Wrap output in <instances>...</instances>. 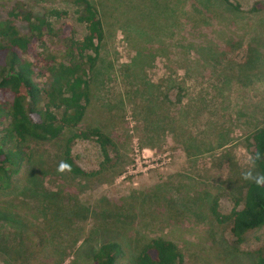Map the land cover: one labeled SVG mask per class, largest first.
Segmentation results:
<instances>
[{
  "label": "rangeland",
  "instance_id": "rangeland-1",
  "mask_svg": "<svg viewBox=\"0 0 264 264\" xmlns=\"http://www.w3.org/2000/svg\"><path fill=\"white\" fill-rule=\"evenodd\" d=\"M89 1L104 32L89 107L78 129L27 141L0 192V264H92L106 241L122 245L118 264H135L158 237L183 264H253L264 226L237 243L224 217L243 204L250 134L264 127V9L252 10L264 0ZM15 6L45 16L58 38L85 33L71 0H0V21ZM56 38L47 46L63 59ZM91 127L114 142L105 166L94 141L69 142ZM67 147L100 174L58 171Z\"/></svg>",
  "mask_w": 264,
  "mask_h": 264
},
{
  "label": "trees",
  "instance_id": "trees-1",
  "mask_svg": "<svg viewBox=\"0 0 264 264\" xmlns=\"http://www.w3.org/2000/svg\"><path fill=\"white\" fill-rule=\"evenodd\" d=\"M81 6L79 21L85 26L84 35L74 33L58 38L45 16H36L15 6L0 21V192L13 185V178L21 164L28 160V140L50 141L62 137L66 131L78 129L90 104L91 72L99 55L103 28L98 10L89 0H71ZM229 3L230 0H222ZM264 9L256 2L252 10ZM54 15H62L53 11ZM19 18L24 30L14 24ZM66 42V55L59 58L47 46V38ZM41 80V81H37ZM75 138L98 144L103 162L109 163L108 148L112 138L98 127L77 130ZM250 154L264 153V127L250 134ZM63 155L68 171L76 176L99 175L102 171L85 172L74 163L69 147ZM264 172V160L257 164ZM213 212L217 215V213ZM231 220L230 233L237 243L247 233L264 226V187L247 183L240 209L224 217ZM117 241L103 242L92 255V264H118L123 255ZM135 264H183L181 250L173 242L158 237L150 239L136 257ZM253 264H264V254L258 251Z\"/></svg>",
  "mask_w": 264,
  "mask_h": 264
},
{
  "label": "clouds",
  "instance_id": "clouds-1",
  "mask_svg": "<svg viewBox=\"0 0 264 264\" xmlns=\"http://www.w3.org/2000/svg\"><path fill=\"white\" fill-rule=\"evenodd\" d=\"M264 160V153L259 150L255 151L247 160V166L242 169L240 178L243 181L254 183L257 187H264V172L257 171V164ZM69 166L61 162L58 171H65Z\"/></svg>",
  "mask_w": 264,
  "mask_h": 264
}]
</instances>
